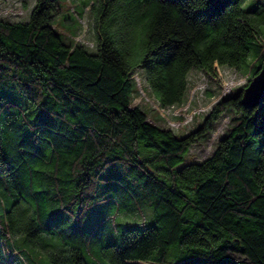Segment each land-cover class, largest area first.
Segmentation results:
<instances>
[{
  "label": "trees",
  "instance_id": "1",
  "mask_svg": "<svg viewBox=\"0 0 264 264\" xmlns=\"http://www.w3.org/2000/svg\"><path fill=\"white\" fill-rule=\"evenodd\" d=\"M95 51L53 25L56 0L29 20L0 19V183L13 202L0 222V264H22L8 242L49 238L48 264H88L83 217L112 201L154 211L101 248L108 264H264V115L243 106L264 62L253 14L241 0H95ZM215 64L247 83L221 96L179 136L132 106L137 69L159 107L187 101L189 74ZM145 92V90H143ZM229 111L236 123L213 154L187 161ZM21 238V237H20ZM30 252V251H29Z\"/></svg>",
  "mask_w": 264,
  "mask_h": 264
},
{
  "label": "rangeland",
  "instance_id": "2",
  "mask_svg": "<svg viewBox=\"0 0 264 264\" xmlns=\"http://www.w3.org/2000/svg\"><path fill=\"white\" fill-rule=\"evenodd\" d=\"M59 12L54 16L53 25L67 42H79L95 51L96 36L94 31V17L90 7L95 0H56ZM264 0H241L245 10ZM35 0H0V19L17 22L29 20ZM260 29V41L264 44V15L253 14ZM247 73L244 69L232 68L227 65L215 64V71L206 74L198 70H191L189 74V90L187 101L182 106L161 108L156 97L150 92L144 81L142 72L137 69L135 79L136 91L133 93L132 106H140L151 121L159 125L172 128L182 136L196 130L204 117L221 96L233 95L247 83ZM145 90V92H143ZM11 96L0 97V103L8 101ZM264 115V102L256 110ZM237 114L226 112L220 119L215 132L207 142L195 144L187 157V161H202L210 157L217 147L219 140L236 123ZM13 199L8 190L0 183V222H4L3 213L10 207ZM154 211L145 208L137 212H127L119 209L116 203L104 201L91 209L82 219L81 228L86 239L83 248L88 264H108L109 261L101 253V248L117 243L123 232L130 226L154 221ZM21 237V238H20ZM13 243L22 252V264H48L49 255L43 248L49 243V238L41 236L36 242L28 241L25 235L13 236L5 244L9 247ZM2 248V244L0 245ZM30 251V252H29Z\"/></svg>",
  "mask_w": 264,
  "mask_h": 264
},
{
  "label": "water",
  "instance_id": "3",
  "mask_svg": "<svg viewBox=\"0 0 264 264\" xmlns=\"http://www.w3.org/2000/svg\"><path fill=\"white\" fill-rule=\"evenodd\" d=\"M264 100V62L258 74L244 88L241 102L246 108H254Z\"/></svg>",
  "mask_w": 264,
  "mask_h": 264
}]
</instances>
